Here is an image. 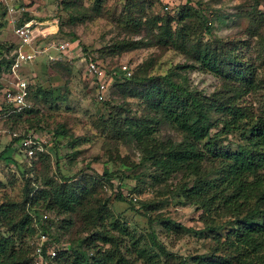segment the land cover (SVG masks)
<instances>
[{"label": "trees", "instance_id": "trees-1", "mask_svg": "<svg viewBox=\"0 0 264 264\" xmlns=\"http://www.w3.org/2000/svg\"><path fill=\"white\" fill-rule=\"evenodd\" d=\"M96 1L94 10L99 6V0ZM62 3L68 10L69 4ZM125 5L127 18L120 19L125 26L155 29L151 33L153 44L182 52L189 62L177 63L164 74L146 76L136 72L128 79L112 81L111 86H115L122 97L138 100L141 112L127 106L106 115L99 112L92 128L107 129L109 137L135 143L142 158L152 167L153 183L169 186L167 178L179 174L171 187L178 189L183 200L199 211L205 236L213 241L205 253L194 254L187 264H264V98L257 96L264 90V76L253 62L255 56L251 59L248 55L249 44L234 38L215 42L202 37L191 38L189 33L195 27L206 34H210L211 29L208 22L197 20L196 12L187 3L174 15H147L143 4L136 1ZM2 16L0 14V29ZM28 18L31 17L25 19ZM248 18L253 24L245 31L255 37V44L264 52V36L258 30L264 21V11L251 12ZM139 43L131 39L114 40L109 51L123 52ZM17 44H20L18 38ZM242 47L245 50L242 51ZM11 48V45L4 47L0 72L8 63ZM35 59L22 64L20 69L29 96L35 101H52L55 99L53 88H42L31 68ZM193 63L219 79L207 94L189 87L186 77L179 74V70L190 68ZM54 70L63 78L61 71ZM104 106L107 107V102H102L101 109ZM0 108L9 109L1 92ZM41 116L38 107L30 105L23 113L10 112L4 117L9 129L14 131L20 127L21 131L2 146L0 159L14 162L10 153L15 152L25 156L20 140L35 132L39 122L44 120ZM165 125L180 132V139L175 140L169 134L154 135ZM217 126L219 130L211 134L210 129ZM59 128L52 132L54 139L66 136L61 125ZM229 133L239 138L236 147L222 150L216 139ZM203 139L207 141L200 146ZM75 141L77 138L68 135L65 143L72 147ZM58 143L44 145L53 150V157L38 152L29 158L40 163L37 169L41 172L36 171L35 176L32 174L34 161L24 163L27 173H23L18 200L1 190L3 182L0 180V264H35L33 253L25 244L26 238L35 233V222L55 243L59 241L58 234L48 225L52 220L47 224L40 221L42 213L47 219L49 214L54 218L64 215L60 220L61 229L70 228L71 216L76 214L80 217L78 231L86 233L76 242L77 246H71V242L67 248L56 246L54 264H185L184 260L173 261L177 256L153 230L157 222L175 232L182 229L181 225L157 214L150 216L155 206L153 201L137 200L140 207L137 208L116 192L114 198L126 204L125 210L146 219L145 237L134 236L124 218L114 216L100 202L96 194V186H101L98 179L87 175L76 177L63 171ZM8 151L9 156L4 155ZM49 163L53 164L52 176L43 173ZM116 176L118 182L123 181L122 169L105 170L100 174L106 181ZM87 249L91 252L87 253Z\"/></svg>", "mask_w": 264, "mask_h": 264}, {"label": "rangeland", "instance_id": "rangeland-1", "mask_svg": "<svg viewBox=\"0 0 264 264\" xmlns=\"http://www.w3.org/2000/svg\"><path fill=\"white\" fill-rule=\"evenodd\" d=\"M95 1H11L12 12L8 15L4 14L1 20L3 22L0 29V57L3 56L4 47L11 45L14 48L18 45L12 25L9 23L11 16L18 18L19 22L28 16L34 20L46 22L39 25V28L56 24L55 34L45 36L38 34L34 39L35 49H45L36 54V59L30 67L33 68L35 77L42 88L48 86L53 88L55 99L43 102L35 101L29 96L30 105L37 106L41 117L44 116V120L39 122L31 135L42 144L41 152H46L52 157L53 150L48 146L59 142V163L66 174L76 177L87 175L98 179L101 186H96V194L99 195L100 202L104 203L114 216L124 218L130 226L129 230L133 229L134 236L145 237L148 231L146 219L142 215H132L128 209L125 210L126 204L116 201L115 193L120 192L125 200H131L137 208H140L137 200L153 201L155 206L150 216L157 214L163 219L169 218L182 226L180 231L175 232L164 228L162 222H157L153 226L154 234L168 250L177 256L173 259L174 262L184 260L187 264L191 256L205 253L213 244L211 238L205 236L202 229L204 225L198 217L199 211L183 200L178 189L171 187L176 183L179 174L167 178L166 183L171 184L169 186H165L162 182L153 183L150 179L152 167L142 158L135 143L127 139L111 138L107 129L92 128L93 120L99 112L106 115L109 111L120 110L127 106L139 113L141 106L135 98L122 97L112 85L103 98L105 101H102L107 102V107L104 106L101 109L102 102L95 99L91 78L80 60L82 56L89 55L106 67H115L124 62L132 69V73L137 72L146 76L164 74L177 63H188L184 53L153 44L151 33L153 34L155 29L149 31L146 27L128 28L120 20L127 18L125 4L128 2L142 3L144 13L147 15L164 13L174 15L183 4L187 3L196 12L197 20L208 22L211 29V33L206 34L199 27H195L189 33L191 38L202 37L212 42L234 38L248 43L246 48L248 55L251 59L255 56L253 62L257 64L261 76H264V52L255 44V37L245 31L253 24L248 14L264 11V0H99L98 10H94L97 6ZM62 2L69 4L68 10L63 8ZM134 13L137 14V11ZM69 14L72 19L69 18ZM52 20H55V23ZM258 30L264 36V21L259 25ZM121 39L136 40L140 43L126 51L110 53L111 42ZM51 41L52 43L63 42L67 45L65 49L58 51L49 44ZM241 50L245 48L242 47ZM54 69L61 71L65 81ZM179 74L186 77L189 87L204 94L213 90L219 82L217 76L201 69L195 63L190 68L179 70ZM257 96L264 98V90L258 92ZM59 125L62 126L66 136L54 139L52 132L59 130ZM25 127H27L26 124ZM218 130L219 126L212 127L210 133L213 134ZM14 131L20 133L21 128L18 127ZM11 132L12 130L4 124L3 119H0V150L12 138ZM164 134H169L175 140L181 137L180 132L167 125L154 135L161 137ZM68 135L77 138L72 147L65 143ZM238 139L235 133H229L220 135L216 142L222 150H232L235 149ZM206 141L207 139L200 141V146ZM45 144L48 146H44ZM4 155L9 156V151ZM10 156L15 159L14 162L0 159V180L3 182L1 190L18 200L21 197L23 173L25 175L27 173L24 163L32 162L35 158L28 159L18 152L10 153ZM33 165L32 174L35 176L37 172H41L37 169L40 163L34 161ZM118 168L122 169L123 181L118 182L117 176L110 181L100 177L103 171ZM43 173L52 176L53 164L49 163V168ZM57 216L58 218H54L52 214H49L47 219L52 220L48 225L58 234L57 246L67 248L70 242L71 246H77L76 242L86 235L78 231L80 217L73 214L71 216L73 225L70 228L61 229L60 220L64 215ZM132 225L135 227L132 228ZM90 252L91 250L87 249V253Z\"/></svg>", "mask_w": 264, "mask_h": 264}, {"label": "built area", "instance_id": "built-area-1", "mask_svg": "<svg viewBox=\"0 0 264 264\" xmlns=\"http://www.w3.org/2000/svg\"><path fill=\"white\" fill-rule=\"evenodd\" d=\"M11 1L13 0H0V14L8 15L12 12L13 3ZM52 21L55 23V20ZM9 23H11L13 33L20 44L11 49L8 63L0 72L1 96L5 104L9 106V109L4 111L0 108L1 120L10 112L23 113L30 106L27 82L20 73L21 66L32 61L37 53H41L45 49H35L34 47V39L38 34L45 36L46 34H55L57 31L56 24L39 28V25L46 22L32 18L23 19L19 22L18 18L11 16ZM49 44L58 51H62L67 45V43H52V41ZM49 59H51L50 56ZM81 61L91 78V85L97 101L103 99L105 94L108 93L112 81L115 79H128L132 73V69L124 62L117 64L115 67H106L99 60L89 55L82 56ZM15 135H17L15 131L10 133L12 137ZM20 146L28 159L42 151L40 141L30 134H26L21 138ZM40 221L47 224V215L42 213ZM25 244L32 251L35 264H54L57 244L38 223L35 222V233L33 236L26 238Z\"/></svg>", "mask_w": 264, "mask_h": 264}]
</instances>
